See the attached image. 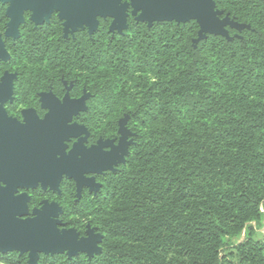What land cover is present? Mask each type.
Segmentation results:
<instances>
[{
  "label": "trees",
  "instance_id": "obj_1",
  "mask_svg": "<svg viewBox=\"0 0 264 264\" xmlns=\"http://www.w3.org/2000/svg\"><path fill=\"white\" fill-rule=\"evenodd\" d=\"M214 3L242 26H226L228 38H199L194 20L149 26L132 14L122 33L109 18L92 34L67 32L57 16L20 34L16 90L53 69L81 78V124L111 139L126 119L134 135L125 162L95 177L96 193L83 188L73 204V182L62 191L60 219L100 234V252L37 264H264V0ZM7 20L0 5V31ZM0 264L28 257L0 253Z\"/></svg>",
  "mask_w": 264,
  "mask_h": 264
},
{
  "label": "water",
  "instance_id": "obj_2",
  "mask_svg": "<svg viewBox=\"0 0 264 264\" xmlns=\"http://www.w3.org/2000/svg\"><path fill=\"white\" fill-rule=\"evenodd\" d=\"M8 3L7 16L10 19V30L17 32L22 23L24 11L32 13V20L49 16L52 12L59 14L64 20L65 30L73 27L87 29L92 34L98 27V18L111 19L109 30L122 33L126 30V10L129 6L121 5L119 0H0ZM131 14L136 21L145 22L149 26L155 22L185 23L194 20L200 27L199 38L205 34L221 35L228 38L226 26L240 29L228 18L220 19L215 11L214 0H135ZM138 14V15H137ZM3 43L0 40V58L6 57ZM3 95L0 100L12 92L11 79L6 78L0 84ZM85 94L80 101L63 106L56 101L51 103L52 111L40 125L35 116H31L25 128H17V124L7 121L5 139L11 143H0V253L17 252L19 256L27 254L28 264H37L39 255H55L66 253L69 258L79 252L88 257L100 252L99 244L102 236L88 229L86 236L78 238L73 230L62 234L53 230L60 225L61 208L56 204L44 203L43 206L28 216L25 195L14 196L16 187L36 188L41 184L43 190L58 191L61 178L73 179L78 194L83 188L96 193L100 186L89 174H102L114 171L113 167L124 162L128 147L132 141L126 142L122 129L126 122H119L118 144L98 142V145L85 150L81 138L73 146V150L65 155V143L76 137L77 132L85 133V128L69 124L73 115L85 111ZM1 111V109H0ZM5 116H0V123ZM38 125V126H37ZM87 135V134H86ZM66 137V139H65ZM110 147L109 151H103ZM81 155V158L79 156Z\"/></svg>",
  "mask_w": 264,
  "mask_h": 264
},
{
  "label": "flooded vegetation",
  "instance_id": "obj_3",
  "mask_svg": "<svg viewBox=\"0 0 264 264\" xmlns=\"http://www.w3.org/2000/svg\"><path fill=\"white\" fill-rule=\"evenodd\" d=\"M130 0H120V3H129ZM1 3V2H0ZM3 4V2H2ZM5 11V6H4ZM131 10H127V18L130 15ZM32 13L30 11H24L22 14V23L18 26V32L19 36L20 34L24 33V31H28V27H33L32 29H36L38 27L43 28L46 26L51 25L52 27L56 25L57 23V13L52 12L50 14V17L46 20L44 16L41 18H37V21H40L39 24H35L33 21H31ZM8 21L4 23V29L0 31V40L3 43L4 50L8 52L10 55H12L13 52L16 51V49L19 46H16L15 42L17 39H12L5 37L4 31L6 29V24ZM111 23V19H110ZM77 31H81V29H76ZM75 30V31H76ZM73 32V29L69 28L67 29V32ZM76 31V32H77ZM76 48H80L79 46H73L71 49L76 51ZM7 64V67L5 66ZM18 70L19 66H16L14 63H12V60L8 61L7 63L0 58V84H2L6 76H14L11 79V85H12V92L9 95H5L2 100H0V116L4 115L5 120L0 123V143H6L9 146H11V143L8 142L5 139V134L7 133L5 130V125L7 124V121L14 122L17 124V128H25L28 124V121L30 120L31 116H35L37 124H42L48 117V115L54 111L51 109V103L49 101L53 102L56 101L59 103V106H63L64 102L67 100L68 104H71L75 101H80L81 96L85 94L83 92V95H81V78L77 80H66L64 77L58 76V72L53 70H48L45 74V76H31L29 78V83H32V89H27L24 93H21L20 91L16 90L15 87H17V81H18ZM38 88L40 90L35 91V89ZM11 97L9 100L8 98ZM1 99V98H0ZM4 102V105L2 107V103ZM86 105V100H85ZM87 106V105H86ZM85 106V107H86ZM23 112H26V116H22ZM84 114L81 112H77L75 115H73L71 121L69 124H75L78 125L81 128V115ZM37 125V126H38ZM84 126V125H83ZM85 127V126H84ZM86 128V127H85ZM87 130V135L85 136L81 132L80 135H76V137H73L69 139L68 142L65 143L66 149L64 154L68 155L69 151L73 150V146L77 144L78 141H81V138L86 137V141L83 143L85 150H88L92 147H95L98 145V142H106L111 141L112 146H115L118 144V138H111V139H102L101 137L96 138L95 134L91 133ZM80 131V130H79ZM78 131V132H79ZM129 139V138H128ZM130 141V139H129ZM129 148V147H128ZM110 147H104L103 151H109ZM81 158V155L79 156ZM116 166L113 167L115 169ZM101 174H89L86 177L93 178L95 183L99 185V183L96 181V176H99ZM67 181L73 182L74 188H75V196L73 199V204L78 201L77 198V188L76 183L73 179H69L67 177H62L60 180V183L58 185V191L59 194H57V191L50 190L49 187H47L45 190L42 189L41 184L39 183L36 188H21L16 187L13 195L19 196V195H25L28 198V201L26 202V209L28 211H32V209L37 208L38 210L43 206L44 203L48 204H56L61 208L62 211V203H65V199L62 197L63 190L65 187V184H67ZM1 186H4L2 182H0ZM83 191L89 192L87 188H84ZM80 198H81V191H80ZM61 214L59 215V221L62 224L63 227L67 228L61 219Z\"/></svg>",
  "mask_w": 264,
  "mask_h": 264
},
{
  "label": "rangeland",
  "instance_id": "obj_4",
  "mask_svg": "<svg viewBox=\"0 0 264 264\" xmlns=\"http://www.w3.org/2000/svg\"><path fill=\"white\" fill-rule=\"evenodd\" d=\"M119 2H120V0H119ZM133 3H135V0H130V2L129 3H120L121 5H127V6H129L128 8H127V10L128 9H130L131 10V12H132V7H130ZM0 5L1 6H5V12H6V16H7V10H8V7H9V4L8 3H4L3 2V4H2V2L0 3ZM127 10H126V14H127ZM131 14V13H130ZM138 15V14H137ZM57 16L59 17V14L57 13ZM50 17V15L49 16H47V15H44V18L47 20L48 18ZM7 18H8V22H7V24H6V29H5V31H4V35H5V37H8V38H12V39H17L18 38V36H19V32H18V28H17V32L15 33V32H13V31H11L10 30V26H9V22H10V19H9V17L7 16ZM31 21H33L35 24H39V22L40 21H37V20H32V18H31ZM71 29H73V27H70ZM67 29H69V28H67ZM82 30V29H81ZM87 30V29H86ZM96 31V30H95ZM94 31V32H95ZM6 57H3L2 58V60L3 61H5L6 63L10 60H12V55H10L8 52H6ZM6 67H7V64L5 65ZM38 71V70H37ZM37 71H35V72H37ZM45 74L46 73H43V72H40V75L41 76H45ZM7 78L8 77H10V78H12V77H14V76H6ZM85 94H87L86 92H85ZM84 94V95H85ZM83 95V96H84ZM82 96V97H83ZM81 97V98H82ZM9 100L11 99V97H9L8 98ZM3 102V101H2ZM3 105H4V102L2 103V107H3ZM26 112H23V115L22 116H26ZM81 126H83V125H81ZM84 127V126H83ZM85 128V127H84ZM85 130H86V128H85ZM118 131H119V127H118V130H117V134H118ZM80 132H81V129H80V131L79 132H77V136H78V134L80 135ZM86 134H87V130L85 131V133H84V135L86 136ZM81 136H82V133H81ZM118 140H119V138L121 137V135H119L118 134ZM122 136H125V138H126V142H129V139L132 141V139H133V137L132 136H134L128 129H127V127H126V123L124 124V126H123V129H122ZM129 138V139H128ZM111 142V141H110ZM133 143V142H132ZM124 162H125V160H124ZM123 162V163H124ZM88 189V188H87ZM88 191H89V189H88ZM90 192V191H89ZM91 193V192H90ZM57 194H59V191H57ZM77 194H78V192H77ZM27 210V209H26ZM36 210H38L37 208H34V209H32V211H28L27 210V213H28V215H27V217L28 216H31V214L34 212V211H36ZM88 229H91L90 227H87L86 228V230H85V233H84V235L83 236H80L79 235V233L80 232H78L77 231V229L76 228H65V227H63L62 226V224L60 223V225L59 226H57L56 228H54V232L55 233H58V234H62L63 233V231H66V230H73L74 232H75V234L78 236V238H83V237H85L86 236V232L88 231ZM256 234H257V237H259V238H261V237H263L264 236V223H263V225H262V227L260 228V229H256ZM243 239V235H241V237L239 238V240L238 241H241ZM100 245V244H99ZM24 255H27V254H24ZM28 256V255H27ZM40 256V255H39Z\"/></svg>",
  "mask_w": 264,
  "mask_h": 264
},
{
  "label": "snow or ice",
  "instance_id": "obj_5",
  "mask_svg": "<svg viewBox=\"0 0 264 264\" xmlns=\"http://www.w3.org/2000/svg\"><path fill=\"white\" fill-rule=\"evenodd\" d=\"M0 95H3V90L2 89H0ZM65 139H66V137H65Z\"/></svg>",
  "mask_w": 264,
  "mask_h": 264
}]
</instances>
